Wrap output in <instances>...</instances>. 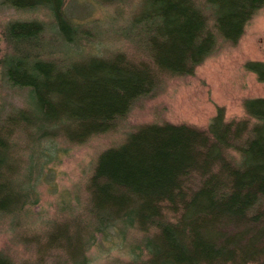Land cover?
I'll return each mask as SVG.
<instances>
[{
	"label": "trees",
	"instance_id": "16d2710c",
	"mask_svg": "<svg viewBox=\"0 0 264 264\" xmlns=\"http://www.w3.org/2000/svg\"><path fill=\"white\" fill-rule=\"evenodd\" d=\"M64 1L0 0L47 11L46 20L13 21L2 33V76L27 89L29 100L26 108L0 109V216L21 210L33 188L35 170L17 188L20 134L34 145L38 170L42 139L81 144L113 129L135 101L155 92L163 74L190 75L218 39L235 44L264 5L141 0L120 35L142 48L146 60L115 53L69 62L63 52L44 48L46 37L69 46L90 33L65 15ZM245 68L264 81V62L248 61ZM243 106L246 117L226 121L218 113L205 128L142 124L101 151L86 185L87 216L27 237L36 253L27 264H45L54 251V264H87L92 245L110 235L124 238L132 228L143 236L132 246L138 253L123 264H264V97L244 99ZM0 264L18 263L0 250Z\"/></svg>",
	"mask_w": 264,
	"mask_h": 264
},
{
	"label": "rangeland",
	"instance_id": "374dc122",
	"mask_svg": "<svg viewBox=\"0 0 264 264\" xmlns=\"http://www.w3.org/2000/svg\"><path fill=\"white\" fill-rule=\"evenodd\" d=\"M141 0L106 2L104 0H65L64 12L76 24L89 30L79 45H58L48 37L44 48L63 52L71 61H83L89 55L111 57L123 53L134 62L146 60V53L131 39L120 35L139 11ZM46 20L44 8H14L0 4V59L6 44L2 36L6 25L13 21ZM248 61L264 62V5L245 24L235 44L217 40L212 54L206 57L190 75L163 74L155 92L141 97L125 118L106 132L96 134L81 144L70 143L61 137L42 139L36 170V149L28 145L23 135H17L20 174L17 188L23 190L21 179L34 170L29 184L33 186L29 199L18 212L0 216V250L14 262H33L35 245L27 237L43 234L52 223L76 216V223L87 216L86 185L98 154L125 139L127 132L142 124L171 122L205 128L218 113L226 121L246 117L244 99L264 97V81L245 68ZM0 64V109L3 114L27 107V89L7 83ZM27 144V145H26ZM28 146V147H27ZM83 223V222H82ZM143 233L134 228L124 238L115 235L92 245L87 251V264L128 262L137 254L132 246ZM55 252L45 257V264H54ZM142 258L145 257L141 251Z\"/></svg>",
	"mask_w": 264,
	"mask_h": 264
}]
</instances>
